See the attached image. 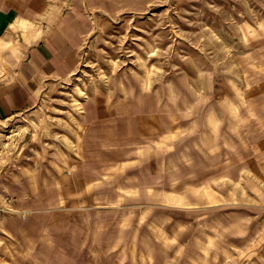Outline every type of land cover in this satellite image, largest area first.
Segmentation results:
<instances>
[{"label":"rangeland","instance_id":"374dc122","mask_svg":"<svg viewBox=\"0 0 264 264\" xmlns=\"http://www.w3.org/2000/svg\"><path fill=\"white\" fill-rule=\"evenodd\" d=\"M50 1L83 8L78 66L0 124V171L22 177L19 197L64 202L8 193L0 264H264V0ZM107 102L152 130L95 140L116 155L93 158L110 160L97 187L35 188L57 149L69 175L91 160L83 114Z\"/></svg>","mask_w":264,"mask_h":264},{"label":"crops","instance_id":"0c3cea01","mask_svg":"<svg viewBox=\"0 0 264 264\" xmlns=\"http://www.w3.org/2000/svg\"><path fill=\"white\" fill-rule=\"evenodd\" d=\"M82 10L83 8L53 7L50 0H0V124L19 120L20 116L27 113L37 112L42 104L41 95L50 81L67 78L75 73L79 62L77 47L81 43V38L78 29L83 24ZM142 107L147 108L141 104L123 102V108L129 110ZM104 109L107 111L89 107L83 114V138L92 146L84 149L81 155L92 157L91 160L82 161L83 165L69 175L67 149H57L59 164H43L38 169H33V172H37L35 176H31L35 188L60 190V194L63 189L66 196L69 181L72 182L73 188L97 187L98 185L89 182L100 179L97 168L103 162L109 165L110 160L101 162L93 158L101 156L115 158L116 155L109 149L95 148L93 146L95 140L103 136L105 139L108 138V142H113L111 147H114L116 133L126 132L125 135L130 133L133 137L135 134L141 135L152 130L149 127V122L152 121L147 117L132 118L131 112L117 116L116 112L111 111L114 110V104L110 102L106 103ZM164 129L162 125L159 130ZM138 152L136 150L131 154L138 159L142 155V152ZM43 182L46 185H43ZM17 183H22L19 173L9 172L2 175L0 171L1 205L8 206L12 203L10 198L7 200L8 193H17L18 196L15 195L18 205H59L64 202L56 199L57 197L52 200L31 202L23 197L24 195L19 197ZM75 203L82 204L83 200ZM16 222L17 216H14V213L7 212L0 217V248L3 247L8 234L15 230ZM25 224L27 228V221Z\"/></svg>","mask_w":264,"mask_h":264}]
</instances>
